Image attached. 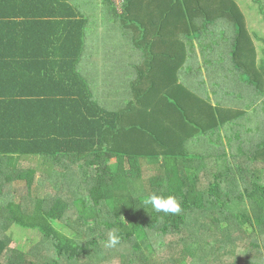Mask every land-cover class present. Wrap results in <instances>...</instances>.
<instances>
[{
	"label": "trees",
	"instance_id": "1",
	"mask_svg": "<svg viewBox=\"0 0 264 264\" xmlns=\"http://www.w3.org/2000/svg\"><path fill=\"white\" fill-rule=\"evenodd\" d=\"M91 1L0 0V264H264V26L239 0Z\"/></svg>",
	"mask_w": 264,
	"mask_h": 264
},
{
	"label": "rangeland",
	"instance_id": "2",
	"mask_svg": "<svg viewBox=\"0 0 264 264\" xmlns=\"http://www.w3.org/2000/svg\"><path fill=\"white\" fill-rule=\"evenodd\" d=\"M122 0H113V2L111 3V6L116 8L117 10L121 9V7L118 6V4L121 3ZM246 1V0H245ZM262 2H264V0H261ZM79 2L82 4L83 3V7H84V11L85 9L90 10L92 9L93 11H99V9L94 6V2H92L91 0H79ZM88 2V3H87ZM91 2V3H89ZM243 3V1H241ZM244 5V4H243ZM246 12L251 13L252 12V7L249 6H244ZM102 8V6H101ZM119 8V9H118ZM259 11V9L253 8V14H257V12ZM257 18L256 24H258V27L260 29V31L263 29L261 28L262 24H261V18L260 15H255ZM258 16V17H257ZM253 17V16H252ZM94 34H96L95 36H93V40H92V47H91V53L94 52V50L96 51H100L99 49V45H97V41H98V33L97 31L92 30ZM100 38V37H99ZM90 53V55H91ZM96 64V63H95ZM92 65L91 67L93 69H89L87 73V75L91 76L92 78H94L95 81L99 82L103 80L102 77V73L100 71H98V69H96V65ZM100 83V82H99ZM102 92L105 93V96H103V98L109 100L110 98L113 97L112 95V88L109 87V85L107 84V86L105 87V89L102 90ZM12 247L16 248V247H21L24 250H28L30 248V246H32L35 242H38L41 238L40 234L37 231H27V230H22L19 228H14V233H12Z\"/></svg>",
	"mask_w": 264,
	"mask_h": 264
},
{
	"label": "crops",
	"instance_id": "3",
	"mask_svg": "<svg viewBox=\"0 0 264 264\" xmlns=\"http://www.w3.org/2000/svg\"><path fill=\"white\" fill-rule=\"evenodd\" d=\"M241 1H243V3ZM239 3H240L242 11L245 14V24H246V27H247V31H248L249 35L251 34V36L256 38V36H257L256 32L257 33L261 32L259 27H258V24H256L257 18H256L255 15H257V14H255V15L253 14V8H252V12L251 13L246 12L244 6H247V7L251 6V4L248 3L247 1L239 0ZM243 4H245V5H243ZM260 18H261L260 20H262L263 15H260ZM17 22H21V19L20 18L17 19ZM261 24L264 26V23L261 22ZM39 51L42 52L40 55H42L41 57H42L43 61H41V62H43V64H45V66L48 68V70L50 69V72H53V70L57 66L62 65V64H60V63H62V60L59 59V58H61L60 55H62V56L64 55L63 53L55 54V53L51 52L49 49H42V50H39ZM24 52L25 51H23V53ZM23 53H21V54L23 55ZM27 57L29 58L30 55H27ZM59 70H60V68H59Z\"/></svg>",
	"mask_w": 264,
	"mask_h": 264
},
{
	"label": "clouds",
	"instance_id": "4",
	"mask_svg": "<svg viewBox=\"0 0 264 264\" xmlns=\"http://www.w3.org/2000/svg\"><path fill=\"white\" fill-rule=\"evenodd\" d=\"M146 203H150L157 212L162 211L165 213L177 214L181 211L180 203L172 195L164 196L153 193ZM118 242L119 238L115 235H111L108 241V246H114Z\"/></svg>",
	"mask_w": 264,
	"mask_h": 264
}]
</instances>
